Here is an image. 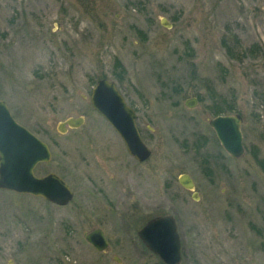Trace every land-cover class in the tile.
<instances>
[{"label":"rangeland","instance_id":"1","mask_svg":"<svg viewBox=\"0 0 264 264\" xmlns=\"http://www.w3.org/2000/svg\"><path fill=\"white\" fill-rule=\"evenodd\" d=\"M102 79L135 112L144 163L92 108ZM0 101L51 151L35 175L73 192L59 207L0 190V264H153L137 232L163 214L181 264H264V0H0ZM216 101L242 117L240 158L209 125Z\"/></svg>","mask_w":264,"mask_h":264},{"label":"water","instance_id":"2","mask_svg":"<svg viewBox=\"0 0 264 264\" xmlns=\"http://www.w3.org/2000/svg\"><path fill=\"white\" fill-rule=\"evenodd\" d=\"M90 101L93 109L120 136L128 154L139 162L147 160L151 151L139 135L136 127L137 116L126 104L115 83L98 81L92 90ZM195 104L196 100L192 99L185 105L193 108ZM83 122L82 117L69 118L59 124L57 130L64 134L65 127L79 128ZM241 123L242 117L238 114L217 116L209 121L221 146L233 159L240 158L244 153ZM50 159L48 146L19 125L11 116L6 103L0 101V190L41 197L51 204L66 206L73 199V193L59 176L53 173L42 177L34 175L35 166L47 163ZM179 184L186 190L194 189L193 181L188 175L180 176ZM192 198L197 201V194H193ZM84 237L98 252H103L108 247L103 232L99 229L85 234ZM138 237L165 264H179L180 243L172 217L151 220L138 232Z\"/></svg>","mask_w":264,"mask_h":264},{"label":"trees","instance_id":"3","mask_svg":"<svg viewBox=\"0 0 264 264\" xmlns=\"http://www.w3.org/2000/svg\"><path fill=\"white\" fill-rule=\"evenodd\" d=\"M224 105H221V102H217L212 106V108H214L212 110V114L217 116V115H222V114H226L228 112H232L235 110V108L233 106H231L228 102L223 101ZM263 106H261L260 108L264 109V101H262ZM264 165V163H263Z\"/></svg>","mask_w":264,"mask_h":264},{"label":"flooded vegetation","instance_id":"4","mask_svg":"<svg viewBox=\"0 0 264 264\" xmlns=\"http://www.w3.org/2000/svg\"><path fill=\"white\" fill-rule=\"evenodd\" d=\"M144 163V162H143ZM195 191V190H194ZM189 193H191V194H193V192H191V191H188ZM145 225V224H144ZM143 225V226H144ZM105 235V234H104ZM106 237V236H105ZM180 237V236H179ZM107 238V237H106ZM108 241V240H107ZM180 242H181V238H180ZM141 243V242H140ZM139 243V244H140ZM109 245V244H108ZM140 252H139V258L140 257H144V256H146V257H151L153 260H154V263L153 264H164L155 254H153V253H151L148 249H146L145 248V246H143V244L141 243L140 244ZM181 251H182V243H181ZM103 253H105V252H103ZM148 254V255H147ZM181 255H182V252H181ZM155 262H157V263H155ZM182 262V261H181Z\"/></svg>","mask_w":264,"mask_h":264}]
</instances>
